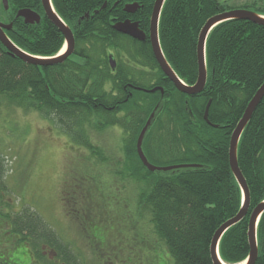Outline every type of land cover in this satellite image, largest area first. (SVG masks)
<instances>
[{
  "label": "trees",
  "instance_id": "trees-1",
  "mask_svg": "<svg viewBox=\"0 0 264 264\" xmlns=\"http://www.w3.org/2000/svg\"><path fill=\"white\" fill-rule=\"evenodd\" d=\"M9 2V11L2 6L5 21L0 17V22L13 23L12 31L7 32L9 39L32 56H57L65 40L55 25L46 17L35 26L16 19L19 9L42 13L41 0ZM52 2L74 33L75 53L62 64L41 67L12 56L0 43V111L6 105L39 113L85 150L87 157L82 161L87 168L74 177L76 188L64 198L68 214L80 213L79 219L83 220L93 212L94 193L100 194L103 185L112 184L103 183V178L124 177L140 191L136 213L150 216L154 232L166 245L174 264H214L212 240L242 206V192L229 164V149L233 132L264 84V27L246 21L218 26L206 46V89L189 97L165 79L150 44L139 43L113 28L115 22L126 19L123 8L132 3L143 6L140 15L149 26L156 0ZM261 3L257 0L251 6L234 8L216 0L166 1L160 41L175 73L186 85L193 86L198 79L197 44L206 22L234 9L264 16ZM105 4L107 8L102 11ZM112 50L134 62L143 57L159 74L147 75L144 80L132 76L127 82L140 88L124 93L119 74H114L109 65ZM155 88H162L164 95L161 91H143ZM115 90L119 91L116 98ZM209 103L208 123L205 113ZM159 104L161 111L143 146L150 163L165 167L195 164L202 168L175 174L151 173L142 164L137 141ZM115 128L123 134V151L117 154L108 152L94 139ZM5 160L0 152V205L6 206L0 210V240L6 239L1 233L17 237L15 254L19 260L27 259V251L20 249L28 246L39 264H83L79 255L31 209L16 214L12 205L5 203ZM238 163L250 191V210L221 240L219 254L226 264H240L248 258L250 215L264 202V99L242 135ZM113 165L117 168L114 172L110 169ZM257 232L260 252L256 264H264V214ZM44 246L56 253L54 262L43 255Z\"/></svg>",
  "mask_w": 264,
  "mask_h": 264
},
{
  "label": "rangeland",
  "instance_id": "rangeland-1",
  "mask_svg": "<svg viewBox=\"0 0 264 264\" xmlns=\"http://www.w3.org/2000/svg\"><path fill=\"white\" fill-rule=\"evenodd\" d=\"M216 1L240 8L251 6L257 0ZM261 1L259 7H264V0ZM2 6L0 0V17L5 21ZM2 108L0 152L6 158L8 187L3 200L12 205L14 213L31 209L79 255L83 264H174L166 245L155 234L150 216L136 213L140 191L124 177L103 178V183L112 184L103 185L100 194L94 193L93 212L83 220L79 219L80 213L68 214L63 195L68 194L66 190L76 188L74 177L87 168L82 161L87 157L85 150L41 114L6 105ZM94 139L110 153L123 151V134L119 128ZM110 169L114 172L117 168L113 165ZM3 207L6 206L1 204L0 210ZM3 224L8 231V225ZM9 248L8 240H1L0 253L6 254ZM20 250L30 249L27 246Z\"/></svg>",
  "mask_w": 264,
  "mask_h": 264
},
{
  "label": "water",
  "instance_id": "water-1",
  "mask_svg": "<svg viewBox=\"0 0 264 264\" xmlns=\"http://www.w3.org/2000/svg\"><path fill=\"white\" fill-rule=\"evenodd\" d=\"M167 0H156L152 12L151 17V32H150V41L151 47L155 56L156 61L159 63L162 71L164 74L171 80V82L175 85L176 89L189 96H197L201 94L207 86L208 82V66H207V58H206V46L207 41L210 34L220 25L231 22V21H246L251 22L255 25L263 26L264 27V16L259 15L255 12L239 9V10H232L228 12H224L218 14L211 19H209L204 27L202 28L198 44H197V59H198V79L195 85L188 86L186 85L180 77L175 73L171 65L169 64L166 56L163 52L161 41H160V19L162 15V11L164 5ZM5 11H9L10 9V2L9 0H1ZM42 8L45 13V17L55 25L60 33L63 35L65 40V47L66 51L64 54H59L53 58H41L32 56L20 48H18L8 37L7 32L12 31L13 23L5 24L0 22V43L8 50L9 54L15 56L27 64L41 66V67H49L55 66L64 63L69 57H71L76 49V41L73 31L69 26H67L64 21L59 17L57 14L52 0H41ZM107 8V4L103 6L101 9L102 11ZM140 8V5L130 4L125 7V12L128 14H134ZM100 11L96 12L98 14ZM85 18H89V14L86 15ZM16 19H22L26 25L35 26L40 25L42 22V17L34 12L32 9H21L18 11ZM84 20V18L82 19ZM118 33L127 35L132 37L138 41H145L146 36L143 32L138 29L137 24H131V22H121L113 27ZM109 62L113 69L116 67V63L114 58L111 56L109 58ZM146 93L154 94L157 91H161L162 95H164V90L162 88H155L153 90H143ZM264 99V84L258 90L255 97L252 99L250 104L248 105L243 118L237 125L233 135L231 137L230 142V149H229V164L232 170V173L241 189L242 192V206L237 214L236 217L229 220L225 224H223L220 229L216 232L211 245V257L214 264H226L220 257L219 254V245L221 243L222 238L224 235L233 227L241 223L248 215L250 210V191L247 185V182L240 170L239 163H238V149L239 143L242 138V135L247 128L249 122L251 121L255 111L257 110L258 106ZM211 103L208 104L206 113H205V120L208 122V115H209V108ZM161 111V104H159L154 112L151 114L150 118L148 119L146 125L144 126L143 130L141 131L138 141H137V153L142 164L149 170L151 173H167V174H175L179 173L180 171L184 170H192V169H200L202 166L200 165H176V166H169V167H160L155 166L145 155L144 152V141L145 138L153 127L159 113ZM209 123V122H208ZM217 127V126H216ZM264 214V202L259 204L251 213L249 219V226H248V238H249V245H250V254L245 262V264H256L259 258V244H258V225L260 223L261 217Z\"/></svg>",
  "mask_w": 264,
  "mask_h": 264
},
{
  "label": "flooded vegetation",
  "instance_id": "flooded-vegetation-1",
  "mask_svg": "<svg viewBox=\"0 0 264 264\" xmlns=\"http://www.w3.org/2000/svg\"><path fill=\"white\" fill-rule=\"evenodd\" d=\"M132 4H135V3H132ZM137 4H139V3H137ZM127 5H130V4H126L125 6H124V8H123V11L125 10V7L127 6ZM140 5V4H139ZM142 5H140V8L137 10V12L136 13H134V14H128V13H126L125 11H124V13L126 14V19L124 20V21H119V22H115L114 23V25H116V24H118V23H121V22H127V21H129V22H131V24H137L138 25V29L141 31V32H143L144 34H145V36H146V40L145 41H143V42H141V41H138V40H136V39H134V38H132V37H130L131 39H133V40H136V41H138L139 43H145L146 45H148V44H150L151 45V41H150V30H151V17H152V15H151V17H150V19H149V26H147V24H146V21L147 20H145L141 15H140V11H141V9H142ZM19 10H21V9H19ZM18 10V11H19ZM34 12H36L37 14H39L41 17H42V19H44L45 18V13H44V10H43V12L41 13L39 10H36V9H32ZM18 13V12H17ZM113 20H115V18H113ZM160 21H161V19H160ZM113 25V26H114ZM159 32H160V30H159ZM127 36V35H126ZM127 37H129V36H127ZM152 48V47H151ZM163 49V48H162ZM152 52H153V50H152ZM164 52V51H163ZM75 53V52H74ZM110 55L114 58V61H115V63H116V67H115V69H113L112 68V66H111V64H109L110 65V68H111V70H112V72L114 73V74H119V77H120V87H122V90H123V92L125 93V92H127V91H129V90H131V89H138V88H140V87H136V86H134V85H132L131 83H129V82H127L128 80L129 81H131V79H132V76H133V78H137V79H139V80H144V79H146V77H147V75H158L159 74V71L157 70V69H153L152 68V66H149L147 63H146V61L144 60V58L143 57H140V58H138V61L139 62H134V61H132L127 55H125V54H121L120 55V57L119 56H117V53H116V51L115 50H112L111 51V53H110ZM166 59H167V57H166ZM168 60V59H167ZM168 62H169V60H168ZM158 63V62H157ZM169 64L171 65V63L169 62ZM159 66V65H158ZM171 67H172V65H171ZM126 68H127V71H126ZM129 68L130 69H132L131 71H128L129 70ZM159 68H160V70L162 71V69H161V67L159 66ZM173 68V67H172ZM174 70V69H173ZM162 73H163V75L165 76V79H168V80H170L165 74H164V72L162 71ZM208 74H209V72H208ZM127 82V84H125V85H123V83H126ZM170 82H171V80H170ZM172 83V82H171ZM122 84V85H121ZM173 84V83H172ZM174 85V84H173ZM175 86V85H174ZM131 88V89H130ZM176 88V87H175ZM118 93H119V91H117V90H115V92H114V97L116 98V97H118ZM118 103H120V101H117ZM68 137V136H67ZM84 154H85V156H86V152H84ZM74 180V179H73ZM75 185V184H74ZM67 192H68V194H64L63 196H64V198H66L67 197V195H69V193L71 192V191H68V190H66ZM6 234V236H5V240H8V242L10 243V248H9V250L6 252V254H2V253H0V264H39L38 263V261L37 260H35V257H34V255H33V253H32V251L31 250H29L28 252H27V259H25L26 260V262L25 263H22V261L21 260H19L20 258H18V256L14 253L15 252V246H16V244H15V242H16V240H17V237H15V235H13V236H10L9 234H8V232L7 233H5ZM94 237V236H93ZM0 242H1V240H0ZM7 242V241H6ZM49 247H47V246H44L43 247V255L44 256H46L49 260H51L52 262H54L55 261V259H56V253L54 252V251H51L50 249H48ZM20 263H19V262ZM62 264V263H61Z\"/></svg>",
  "mask_w": 264,
  "mask_h": 264
},
{
  "label": "bare ground",
  "instance_id": "bare-ground-1",
  "mask_svg": "<svg viewBox=\"0 0 264 264\" xmlns=\"http://www.w3.org/2000/svg\"><path fill=\"white\" fill-rule=\"evenodd\" d=\"M65 51H66V48H64V49L62 50L61 54H64ZM158 65H159V63H158ZM159 66H160V65H159ZM138 156H139V155H138ZM139 159H140V158H139ZM240 264H245V262H242V263H240Z\"/></svg>",
  "mask_w": 264,
  "mask_h": 264
}]
</instances>
